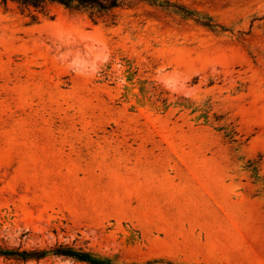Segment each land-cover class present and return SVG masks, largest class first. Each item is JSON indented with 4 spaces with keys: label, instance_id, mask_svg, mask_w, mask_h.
Here are the masks:
<instances>
[{
    "label": "rangeland",
    "instance_id": "rangeland-1",
    "mask_svg": "<svg viewBox=\"0 0 264 264\" xmlns=\"http://www.w3.org/2000/svg\"><path fill=\"white\" fill-rule=\"evenodd\" d=\"M2 1L0 248L264 264V0Z\"/></svg>",
    "mask_w": 264,
    "mask_h": 264
},
{
    "label": "trees",
    "instance_id": "trees-1",
    "mask_svg": "<svg viewBox=\"0 0 264 264\" xmlns=\"http://www.w3.org/2000/svg\"><path fill=\"white\" fill-rule=\"evenodd\" d=\"M129 1L145 2L151 5H157L156 0H3L2 3L7 5L8 2L16 4L20 9H34L36 13L44 14L49 5H59L71 12L77 13H88L89 18L93 23L97 24L100 18L105 15L112 14L114 11L122 9L129 6ZM116 17V16H115ZM186 19H194L195 22L206 27L208 29L214 30L217 25L212 24L210 20H202L201 18H193V13H187L184 16ZM32 21L36 22L37 17L35 15L31 16ZM49 255L62 256L67 258H72L79 262H84L87 264H112L111 262L105 260H99L93 254L89 252H84L82 250H74L67 246H58L53 250H4L0 248V257L14 258L17 260L28 261V260H40L46 258Z\"/></svg>",
    "mask_w": 264,
    "mask_h": 264
}]
</instances>
